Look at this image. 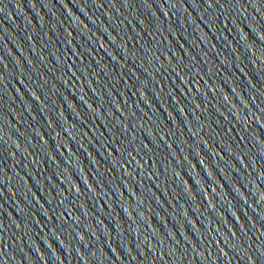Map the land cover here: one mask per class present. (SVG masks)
<instances>
[{
    "label": "water",
    "instance_id": "95a60500",
    "mask_svg": "<svg viewBox=\"0 0 264 264\" xmlns=\"http://www.w3.org/2000/svg\"><path fill=\"white\" fill-rule=\"evenodd\" d=\"M0 264H264V0H0Z\"/></svg>",
    "mask_w": 264,
    "mask_h": 264
}]
</instances>
